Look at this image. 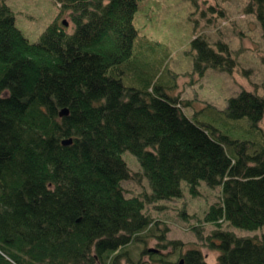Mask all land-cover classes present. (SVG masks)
I'll return each mask as SVG.
<instances>
[{
    "label": "trees",
    "instance_id": "1",
    "mask_svg": "<svg viewBox=\"0 0 264 264\" xmlns=\"http://www.w3.org/2000/svg\"><path fill=\"white\" fill-rule=\"evenodd\" d=\"M57 2L70 11L74 32L53 22L31 43L0 0V264H123L122 250L151 230L168 248L145 208L182 198L183 182L194 196L201 182L222 188L205 218L219 228L208 238L219 252L215 264H264V233L239 237L221 228L264 227V142L196 122L157 83L125 85L136 74L139 0ZM245 12L264 31V0H250ZM216 46L203 34L192 40L196 72L233 71L231 49L222 40ZM63 109L70 114L61 117ZM223 113L259 129L264 96L242 90ZM125 152L138 158L137 176L151 194L125 196L122 183L135 178ZM180 259L171 264H208L196 249Z\"/></svg>",
    "mask_w": 264,
    "mask_h": 264
},
{
    "label": "rangeland",
    "instance_id": "2",
    "mask_svg": "<svg viewBox=\"0 0 264 264\" xmlns=\"http://www.w3.org/2000/svg\"><path fill=\"white\" fill-rule=\"evenodd\" d=\"M3 2L14 13L17 29L31 43L38 42L53 22L63 26L69 34L75 30L70 11L62 9L57 0ZM249 2L139 0L133 19L138 38L130 61L136 74L125 76V85L143 89L145 81L157 83L168 96L179 97L185 114L196 122L233 140L264 142V118L259 129H252L246 118L230 119L223 113L228 99L242 90L264 96V31L256 17L245 12ZM200 34L215 50L219 40L228 45L236 64L232 72L207 69L200 74L195 71L192 40ZM122 158L135 175V178L122 183L125 196L134 198L151 194L149 181L137 176L143 172L138 158L131 152H125ZM182 192V198L146 204L145 208V214L165 230L166 241L163 244L170 243L169 247H160L162 242L158 240V232L154 235L153 230L147 231L140 241L122 250L123 264H163L159 262L161 258L169 264L177 263L182 254L195 249L202 252L208 264L217 262L219 252L210 247L208 238L219 228L206 223L205 218L210 208L220 203L222 188H210L201 182L198 195L194 196L183 182ZM221 228L239 237L259 238L264 233V227L247 231L223 223ZM152 249L157 257L145 254Z\"/></svg>",
    "mask_w": 264,
    "mask_h": 264
},
{
    "label": "water",
    "instance_id": "3",
    "mask_svg": "<svg viewBox=\"0 0 264 264\" xmlns=\"http://www.w3.org/2000/svg\"><path fill=\"white\" fill-rule=\"evenodd\" d=\"M65 25H67V23L64 22ZM70 114L69 110L68 109H63L60 113L61 117H66ZM63 145H70L72 143V140L70 139H67V140H64L63 142ZM151 252L155 251V250H150ZM182 264V263H181Z\"/></svg>",
    "mask_w": 264,
    "mask_h": 264
}]
</instances>
